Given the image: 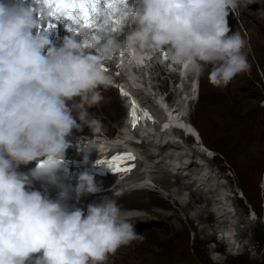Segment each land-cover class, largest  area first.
Returning a JSON list of instances; mask_svg holds the SVG:
<instances>
[{
	"label": "clouds",
	"instance_id": "9594fccd",
	"mask_svg": "<svg viewBox=\"0 0 264 264\" xmlns=\"http://www.w3.org/2000/svg\"><path fill=\"white\" fill-rule=\"evenodd\" d=\"M250 0H139L121 5L113 23L102 17L93 34L78 26L82 43L65 38L52 46L54 17L46 0H0V264H107L111 255L142 236L135 214L116 199L69 207L73 189L58 182L73 132L88 120L91 107L112 85L106 65L119 56H158L198 79L207 71L214 88H226L249 70L246 40L231 35L229 15ZM135 29L123 42L126 25ZM74 25V24H73ZM112 25L110 28L109 26ZM87 155L96 149L82 143ZM35 163L29 172L19 169ZM34 181L58 189L55 200L30 190ZM99 191L94 177L79 176L74 194Z\"/></svg>",
	"mask_w": 264,
	"mask_h": 264
},
{
	"label": "rangeland",
	"instance_id": "374dc122",
	"mask_svg": "<svg viewBox=\"0 0 264 264\" xmlns=\"http://www.w3.org/2000/svg\"><path fill=\"white\" fill-rule=\"evenodd\" d=\"M259 3L250 0L242 6L250 13L258 14L250 19L251 36L263 38L264 4ZM242 21L243 16L233 11L228 17L229 34L233 33V22L247 42L245 50L249 70L235 77L226 88L211 86L205 71L197 80L199 90L187 106L188 117L185 114V118L192 119L206 147L212 151L209 154L212 157L202 158L214 170L213 174L219 177L220 185L230 195L231 205L235 206V214L242 222L236 226L237 231L246 234L239 237L240 241L252 240L254 251L249 250L238 256L227 255V248L218 245L219 238L204 241L203 234L199 233V222L190 217L186 205L175 204L174 200L162 195V192H168V189L173 191L177 186L169 188L153 180L148 189H127L124 195L117 198L123 210L135 214V230L142 239L121 247L109 257L107 264H264V220H261L264 212V123L263 126L259 125V120H264V47L253 49ZM148 60L150 65L142 67L140 73L138 70V81L149 89L154 88L156 95L169 93L168 99L176 104L182 90L188 91L196 78L187 72L185 76L178 75L176 71L170 70L172 65L161 64L159 68L150 58ZM173 79L178 83L172 84ZM104 92L101 93L103 99L99 104L91 107L85 105L90 116L94 114L96 123L88 120L82 122L81 127L73 132L72 138L80 136L91 141L104 133L117 138L122 132L129 117L128 109L121 107L124 99L121 96L114 99V93L108 88ZM244 127L249 134L246 145L237 142L241 137L238 134L242 131L240 128ZM183 139L188 148H198L192 138L183 136ZM136 141L139 139L136 138ZM160 165L164 166L163 163ZM162 175L160 173L157 177ZM188 178L187 182L193 181L191 176ZM49 198L55 200L57 197ZM159 198L164 203L161 207L153 204ZM254 214L257 215L253 220L251 217ZM183 230L184 235L173 236L175 232ZM184 240L186 243L183 245ZM215 252L223 257L222 261H214Z\"/></svg>",
	"mask_w": 264,
	"mask_h": 264
},
{
	"label": "bare ground",
	"instance_id": "6f19581e",
	"mask_svg": "<svg viewBox=\"0 0 264 264\" xmlns=\"http://www.w3.org/2000/svg\"><path fill=\"white\" fill-rule=\"evenodd\" d=\"M257 2L264 4V0H257ZM236 12L243 16L242 23L250 36L249 41L253 49L264 47V36H262L263 38L251 36L253 33L250 29V19L258 14L250 13V11L246 10L243 6L238 7ZM129 25L132 26V24ZM231 26L233 33L235 31L239 32L233 22H231ZM244 51L246 53V50ZM120 58L127 63L126 67L129 83L132 84V87H136L138 92L147 101L148 107L152 108V115L148 112L152 119L140 118L136 126L133 127L131 116L132 102L127 101L128 96L121 95V89L127 92L125 85L123 83H116L114 86L108 87L109 91L114 93V99H116L117 96H121L124 99L123 105L121 106L122 108L130 109L127 123L122 132L118 134L117 138L110 137L108 134L104 133L101 137L97 136L91 141L79 138L80 136L72 139L76 141L77 145L79 144L80 147V144L85 142L97 146L94 151L87 155L90 158L103 156L106 154L107 150L120 152L125 149L127 150L125 154L131 153L135 157L134 161H129V163L133 165L131 171L120 180V183L114 187L113 191L107 193L106 199L117 200L119 195H115L116 193L123 190L126 191L127 189V191H130L129 189L131 188L148 189L153 180L169 188L176 185L177 189L173 191L168 189V192L164 191L162 195L163 197L170 198L171 201L174 200L175 204L186 205L185 208L190 210V217L197 221V223L199 222L200 232H198L203 234L204 241L213 240L215 237L219 238L220 243H218V245H223L227 248V255L238 256L249 250L254 251V248H252V240L246 242L240 241L239 237H244L246 234L243 231H237L238 228L236 226L241 225L242 222L238 219V214H235L236 210L233 209L235 206H232L229 200L230 195L226 192L227 190L225 191L222 185H220L219 177L213 174L214 170L209 168L206 164L207 162H204L202 158H210L211 155L209 154H212V151L210 152V148L206 147L204 139L200 131L194 127L192 119L185 118V114L188 113L187 106L197 95L196 90L198 86L196 87V81H194L196 79H193L188 91L182 90V95L178 96L179 98L177 101L175 100V105L168 99L171 103L169 105L166 102L167 98L166 100L164 99L165 95H162L163 93L156 95L154 93V88H147L145 85L141 84L137 78L138 70L140 73L142 67L150 65L148 58L153 61L152 63L158 64L159 68L161 64H168L172 65L173 68H177L178 66H175V64L168 60V54L167 59H164L163 56L160 57V54L158 56L143 55L139 57L120 56ZM185 72L187 71L184 68L179 71L182 76L186 75ZM104 91L105 89H101L102 94L105 93ZM187 92L189 93V98L187 97ZM158 102L162 104L164 107L163 109L160 108ZM138 105L140 108L137 114L142 117L141 110L144 109L140 103H138ZM259 121V125L261 126L264 120L262 118ZM240 129L242 131L238 134H240L241 137L237 142L246 145L249 142L248 131L245 127ZM190 134L194 135L196 139L194 145H197L198 148H188L185 143L183 136L191 139L192 137ZM136 138L139 139V141H136ZM175 140H179L181 145L174 146L173 142ZM201 153H203V155ZM82 156H85L83 151ZM160 163H163L164 166L160 165ZM160 173L163 174L160 176L161 179L157 177ZM91 176L94 177L95 183L99 182L98 176ZM189 176L192 177V182H187V180L190 179L188 178ZM153 204L160 205V207L164 205L160 198L154 200ZM69 207H71V205H69ZM256 215L254 214L251 219L254 220ZM261 220H264V212L261 215ZM184 232L185 230L175 232L173 236L184 235ZM185 243L186 241L184 240L183 245ZM217 254L218 252L213 253L214 261H222L223 257Z\"/></svg>",
	"mask_w": 264,
	"mask_h": 264
},
{
	"label": "snow or ice",
	"instance_id": "6c2138e0",
	"mask_svg": "<svg viewBox=\"0 0 264 264\" xmlns=\"http://www.w3.org/2000/svg\"><path fill=\"white\" fill-rule=\"evenodd\" d=\"M53 10L54 17H63L65 20L71 21L72 24L82 26L88 29L98 27V21L105 16H111L112 22L118 23L117 16L120 13L121 5H126L127 0H46ZM49 27L54 28L55 23H50ZM164 59H167V50ZM119 67V66H117ZM106 71L110 69L106 66ZM122 96H130V93L120 90ZM140 106L135 98L132 99L131 116L133 120L132 126L135 127L138 119H152L146 110L142 111V117L138 116ZM117 163L111 165V170L122 173L121 179L131 171V167L125 164V161H134L135 157L131 153L123 154L114 158ZM109 169V166L102 164Z\"/></svg>",
	"mask_w": 264,
	"mask_h": 264
},
{
	"label": "water",
	"instance_id": "95a60500",
	"mask_svg": "<svg viewBox=\"0 0 264 264\" xmlns=\"http://www.w3.org/2000/svg\"><path fill=\"white\" fill-rule=\"evenodd\" d=\"M173 145H174V146H180V145H181V142L178 141V140H175V141L173 142Z\"/></svg>",
	"mask_w": 264,
	"mask_h": 264
}]
</instances>
